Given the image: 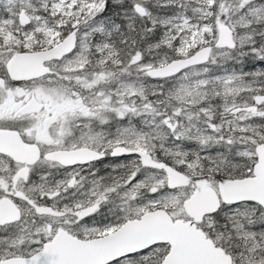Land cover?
<instances>
[{
    "label": "snow or ice",
    "instance_id": "6c2138e0",
    "mask_svg": "<svg viewBox=\"0 0 264 264\" xmlns=\"http://www.w3.org/2000/svg\"><path fill=\"white\" fill-rule=\"evenodd\" d=\"M0 264H264V0H0Z\"/></svg>",
    "mask_w": 264,
    "mask_h": 264
}]
</instances>
